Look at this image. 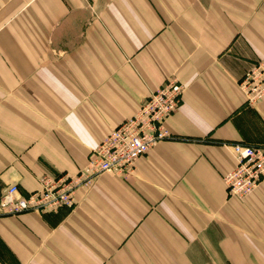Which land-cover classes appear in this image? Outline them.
Returning a JSON list of instances; mask_svg holds the SVG:
<instances>
[{
  "label": "crops",
  "instance_id": "crops-1",
  "mask_svg": "<svg viewBox=\"0 0 264 264\" xmlns=\"http://www.w3.org/2000/svg\"><path fill=\"white\" fill-rule=\"evenodd\" d=\"M264 61V0H0V201L92 151L169 80V139L127 178L103 173L73 208L8 215L0 264H264V182L228 195L226 143L264 146V99L239 84Z\"/></svg>",
  "mask_w": 264,
  "mask_h": 264
},
{
  "label": "built area",
  "instance_id": "built-area-1",
  "mask_svg": "<svg viewBox=\"0 0 264 264\" xmlns=\"http://www.w3.org/2000/svg\"><path fill=\"white\" fill-rule=\"evenodd\" d=\"M247 103L264 99V61L247 71L239 84ZM186 85L176 79L150 94L131 118L95 148L86 167L78 175H43L37 191L21 195L17 185L9 186L0 201V208L8 215L27 212L56 213L73 208L76 190L90 185L103 173L122 177L132 176L137 160L147 155L160 141L171 138L166 122L180 108ZM236 160L235 168L223 177L229 196L243 199L264 182V146L226 143Z\"/></svg>",
  "mask_w": 264,
  "mask_h": 264
},
{
  "label": "rangeland",
  "instance_id": "rangeland-1",
  "mask_svg": "<svg viewBox=\"0 0 264 264\" xmlns=\"http://www.w3.org/2000/svg\"><path fill=\"white\" fill-rule=\"evenodd\" d=\"M187 87V86H186ZM157 90V89H156ZM154 92V91H153Z\"/></svg>",
  "mask_w": 264,
  "mask_h": 264
}]
</instances>
